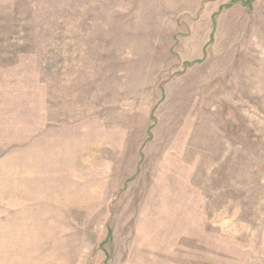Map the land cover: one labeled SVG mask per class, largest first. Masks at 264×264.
Returning a JSON list of instances; mask_svg holds the SVG:
<instances>
[{"label": "rangeland", "instance_id": "rangeland-1", "mask_svg": "<svg viewBox=\"0 0 264 264\" xmlns=\"http://www.w3.org/2000/svg\"><path fill=\"white\" fill-rule=\"evenodd\" d=\"M0 264H264V0H0Z\"/></svg>", "mask_w": 264, "mask_h": 264}]
</instances>
